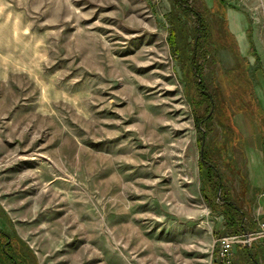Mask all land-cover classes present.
<instances>
[{"label":"rangeland","instance_id":"374dc122","mask_svg":"<svg viewBox=\"0 0 264 264\" xmlns=\"http://www.w3.org/2000/svg\"><path fill=\"white\" fill-rule=\"evenodd\" d=\"M206 1L0 0V217L13 257L19 235L32 264H218L216 239L234 233L205 201L199 139L224 134L211 119L202 139L180 60L197 10L215 27L206 91L264 108V0L234 1L247 37L228 32L223 46L224 6ZM253 110L233 114L240 140L215 164L258 229L264 129ZM246 239L234 264H264V236Z\"/></svg>","mask_w":264,"mask_h":264},{"label":"trees","instance_id":"16d2710c","mask_svg":"<svg viewBox=\"0 0 264 264\" xmlns=\"http://www.w3.org/2000/svg\"><path fill=\"white\" fill-rule=\"evenodd\" d=\"M219 1L221 5L224 3L223 0ZM177 4L179 9L183 10V12H186L188 9L187 7H182V3H180V1H177ZM220 12L221 18L224 19V22L221 19L222 26L220 28L222 30L220 35L225 39V43L222 42L221 44V46H223L229 44L227 41H229L228 38H231V35L230 33L228 34L229 31L226 28V20L223 10ZM194 15L197 17V21L199 22L196 27L198 35L195 37L192 47L189 44H184L183 46V59L180 60L182 75L186 83L188 82V96L190 102L192 103L191 105L193 106L194 119L196 124H199L203 128V132H201L202 139L206 138L208 135V126L211 119H214L218 123L221 129H223L224 134L221 140H216L217 138L214 137L203 143L202 140L199 139L200 156L198 170L202 184V192L208 206L211 209L219 211V213L223 215L224 228L229 229L234 234H241L251 231L246 228V221L242 220V218L246 215V211L240 208V206L236 204V200L231 197L228 191H226L222 176L218 173L215 163L217 158L221 154H224L228 147L236 144V142L240 140L239 131L232 122L233 114L237 112H248L249 114L250 111L253 110L252 108H255L253 110L254 112L251 114L255 121L258 123L261 122L260 127L261 129H264V108L260 107L261 103L258 99L253 98L247 100L244 93L243 95L239 92L235 94L234 98L236 97L235 101L237 103L235 106L229 99L222 100L220 98L217 102L214 96L215 94L206 91L203 69L208 60L207 55L210 44L216 43L212 37V32L215 27L212 23L208 24L203 15L197 10L194 11ZM179 19L180 18L178 17V20L176 19L177 21H175L177 24ZM210 28H212V31ZM218 30L215 29L217 32ZM167 41L176 53L179 47L173 45L174 41H172L170 37ZM235 54L238 53L235 52ZM200 58H202V61H200ZM247 93L249 94L251 91ZM251 96L254 97L253 95ZM199 110L201 112H199ZM261 131L264 132V130ZM240 173L241 180L246 183L247 181L242 175V172ZM218 187H220L219 195L217 194ZM240 196L243 197V193ZM0 234H3L1 230ZM7 240L8 237L3 240L0 238V251L7 257L13 259V264H19L9 251L10 241ZM6 246H8V249ZM247 248L248 246H246L245 249ZM251 258V260H244L243 264H258V260L255 256H252Z\"/></svg>","mask_w":264,"mask_h":264},{"label":"crops","instance_id":"0c3cea01","mask_svg":"<svg viewBox=\"0 0 264 264\" xmlns=\"http://www.w3.org/2000/svg\"><path fill=\"white\" fill-rule=\"evenodd\" d=\"M217 2V6L221 5L219 0H214ZM224 3L222 4V6H224L222 9L223 10V14L225 16V20H226V25H227V29L229 30V32L231 33V35L233 36V38L236 40H238V38L236 36H241L242 34H245V36L247 35V24L245 23V21L243 19H245V16L243 15L242 11H240L235 5H234V1L235 0H223ZM207 4L211 5V3H213L212 0H207L206 1ZM241 21H244L245 24L242 25ZM247 37V36H246ZM262 181H264V179H262ZM252 189L253 191L256 189V191H259V194H256L255 191V200H254V205H252V210L250 215L255 218V224L258 227V219L261 216H258L261 211H264V198H262L261 202L257 201V197L260 195L261 191L264 190V182H262L259 185H252ZM244 192H245V188H244ZM243 192V194H244ZM257 203V204H255ZM256 205V206H255ZM262 213V212H261ZM242 220H245V217L242 218ZM246 221V228L250 233V235H252V232H255L257 229H254V225L251 223V221ZM8 223V217L5 213L2 214V216L0 217V230L1 231H5L4 227L7 225ZM224 227V226H223ZM7 230V229H6ZM7 232V231H5ZM9 233V232H8ZM247 233V232H245ZM243 234V233H242ZM250 235L248 236V238L246 239L247 241H249ZM7 238V236H5L4 232L3 234H0V238ZM18 240L15 239L14 242H12L11 247L14 251V253H16L15 259L17 260V262L19 264H32L35 262V259L33 258V250H31L29 247H27L26 245H23V242L20 240V237L18 235ZM23 239V238H22ZM9 240V239H8ZM24 240V239H23ZM248 243V242H247ZM20 246V247H15V246ZM23 245V246H22ZM35 257V256H34ZM33 258V259H32ZM6 260H10L12 261L13 259H11L10 257H7L5 254H3L0 251V264H8V261Z\"/></svg>","mask_w":264,"mask_h":264},{"label":"built area","instance_id":"2783aa9c","mask_svg":"<svg viewBox=\"0 0 264 264\" xmlns=\"http://www.w3.org/2000/svg\"><path fill=\"white\" fill-rule=\"evenodd\" d=\"M264 194V192H262ZM256 234L264 236V211L261 213V217L258 219V229L255 231ZM242 236L250 235L249 232L243 234H227L217 238V263L218 264H234L233 247L236 241Z\"/></svg>","mask_w":264,"mask_h":264},{"label":"water","instance_id":"95a60500","mask_svg":"<svg viewBox=\"0 0 264 264\" xmlns=\"http://www.w3.org/2000/svg\"><path fill=\"white\" fill-rule=\"evenodd\" d=\"M219 192H220V187H218V191H217V194L219 195Z\"/></svg>","mask_w":264,"mask_h":264}]
</instances>
